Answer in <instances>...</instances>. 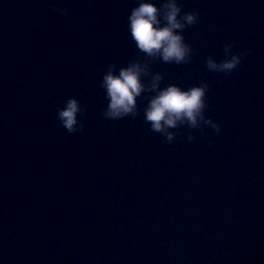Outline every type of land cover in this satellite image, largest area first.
Returning a JSON list of instances; mask_svg holds the SVG:
<instances>
[{
  "label": "water",
  "instance_id": "water-1",
  "mask_svg": "<svg viewBox=\"0 0 264 264\" xmlns=\"http://www.w3.org/2000/svg\"><path fill=\"white\" fill-rule=\"evenodd\" d=\"M179 3L198 17L176 64L136 48L137 0H0V264H264V0ZM236 53L230 73L207 67ZM130 61L148 87L207 83L197 126L154 131L153 91L105 119L103 74Z\"/></svg>",
  "mask_w": 264,
  "mask_h": 264
},
{
  "label": "clouds",
  "instance_id": "clouds-1",
  "mask_svg": "<svg viewBox=\"0 0 264 264\" xmlns=\"http://www.w3.org/2000/svg\"><path fill=\"white\" fill-rule=\"evenodd\" d=\"M62 14L67 10L57 8ZM179 0H161L159 6L156 0H137L127 17V28L136 48L148 57H159L166 63L180 64L190 58L191 48L184 41L183 30L196 23L198 14L185 12ZM230 46L226 47V53ZM244 53L229 56L219 64L209 58L207 67L210 70H220L230 73L241 62ZM147 74V66L139 61H130L127 66L115 70L110 65L104 72L100 86L105 90L108 99L107 108L103 115L105 119H120L137 113V97L145 91H153L147 106L144 109V119L150 122L154 131L161 132L172 141L173 133L168 128L175 127L178 122L187 121L191 126L198 124V118L203 119L207 83L182 89L176 84H168L161 88L159 82L163 79L157 73L148 87L142 77ZM80 111L78 101L69 99L63 108L57 112V117L63 127L69 132H76L79 123L77 114ZM205 123H211L206 120ZM82 127V125H81ZM213 129L220 131L218 123L212 124ZM189 140L194 137L189 136Z\"/></svg>",
  "mask_w": 264,
  "mask_h": 264
}]
</instances>
